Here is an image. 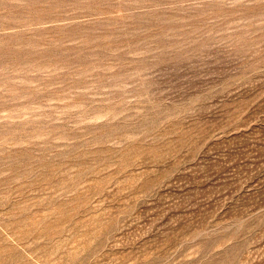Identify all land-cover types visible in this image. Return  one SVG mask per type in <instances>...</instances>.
I'll return each instance as SVG.
<instances>
[{
    "label": "rangeland",
    "instance_id": "rangeland-1",
    "mask_svg": "<svg viewBox=\"0 0 264 264\" xmlns=\"http://www.w3.org/2000/svg\"><path fill=\"white\" fill-rule=\"evenodd\" d=\"M0 264H264V0H0Z\"/></svg>",
    "mask_w": 264,
    "mask_h": 264
}]
</instances>
